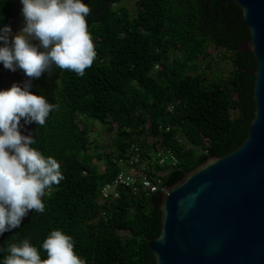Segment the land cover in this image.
I'll return each mask as SVG.
<instances>
[{"label": "trees", "instance_id": "16d2710c", "mask_svg": "<svg viewBox=\"0 0 264 264\" xmlns=\"http://www.w3.org/2000/svg\"><path fill=\"white\" fill-rule=\"evenodd\" d=\"M15 1L0 0V23ZM122 1L87 3L97 57L83 77L53 66L42 76V89L34 80L36 93L59 110L35 126L33 147L56 158L65 178L46 190L45 212H32L0 247L29 238L46 259L42 243L52 230H62L87 264H153L146 242L159 232L158 194L121 191L109 207L98 201L100 186L114 177L127 146L137 143L148 154L147 139L156 137L170 149L178 165L161 177L168 187L246 137L255 62L240 49L249 39L240 9L230 0H135L131 12L115 6ZM209 46L230 63L227 76L207 79L199 69L200 63L211 69ZM94 122L114 131L112 150L87 153ZM94 158L103 160L102 171ZM101 210L105 219L98 217Z\"/></svg>", "mask_w": 264, "mask_h": 264}, {"label": "clouds", "instance_id": "9594fccd", "mask_svg": "<svg viewBox=\"0 0 264 264\" xmlns=\"http://www.w3.org/2000/svg\"><path fill=\"white\" fill-rule=\"evenodd\" d=\"M19 3L23 17L19 32L0 23V64L26 77L0 89V236L19 229L30 212L43 214L46 190L65 178L60 162L33 147L35 136L25 134L26 126H44L50 114L59 110L58 103L31 91L33 81L53 66L83 77L97 57L87 20L90 4L83 0ZM41 248L46 259L29 238L5 244L0 247V264H87L75 251L73 237L62 230H52Z\"/></svg>", "mask_w": 264, "mask_h": 264}, {"label": "water", "instance_id": "95a60500", "mask_svg": "<svg viewBox=\"0 0 264 264\" xmlns=\"http://www.w3.org/2000/svg\"><path fill=\"white\" fill-rule=\"evenodd\" d=\"M230 1L249 32L240 49L255 62L253 117L236 148L184 171L158 194L159 232L146 242L153 264H264V0ZM21 8L16 0L3 23L14 33L23 25ZM25 79L22 71L13 73L0 64V89ZM31 91L37 94L34 81ZM36 125L26 126L25 134L34 136Z\"/></svg>", "mask_w": 264, "mask_h": 264}, {"label": "built area", "instance_id": "2783aa9c", "mask_svg": "<svg viewBox=\"0 0 264 264\" xmlns=\"http://www.w3.org/2000/svg\"><path fill=\"white\" fill-rule=\"evenodd\" d=\"M168 130L165 127V131ZM176 138L180 140L178 136ZM147 142L150 146L148 154L137 143L127 146L122 157L117 160L118 171L98 190L100 204L109 207L120 196L121 191L132 195L165 192L166 186L161 177L178 165L177 157L170 149L161 147L156 137H149ZM98 217L105 219V210H101Z\"/></svg>", "mask_w": 264, "mask_h": 264}, {"label": "rangeland", "instance_id": "374dc122", "mask_svg": "<svg viewBox=\"0 0 264 264\" xmlns=\"http://www.w3.org/2000/svg\"><path fill=\"white\" fill-rule=\"evenodd\" d=\"M134 3L135 0H123L119 4H116L115 6H124L129 11L132 12L134 10ZM207 50L209 54L207 62L210 63L211 69L207 70L205 68H202L201 65H204V63H200V67H199L200 70L204 71L205 77L207 79H212L220 76L222 77L227 76L231 70L230 63L224 59H220L219 50L213 48L212 46H209ZM113 138H114V131L110 132L105 129L104 125L98 122H94L93 129L88 135L89 150L87 151V153L94 154L96 152L101 153L112 150ZM92 161L97 166L99 171H102L104 169L103 160L98 161L94 158ZM120 235L124 236L125 233H120Z\"/></svg>", "mask_w": 264, "mask_h": 264}, {"label": "flooded vegetation", "instance_id": "af4514ba", "mask_svg": "<svg viewBox=\"0 0 264 264\" xmlns=\"http://www.w3.org/2000/svg\"><path fill=\"white\" fill-rule=\"evenodd\" d=\"M37 85L42 89L45 85L43 78L41 77L39 80H37ZM41 95V94H39Z\"/></svg>", "mask_w": 264, "mask_h": 264}]
</instances>
